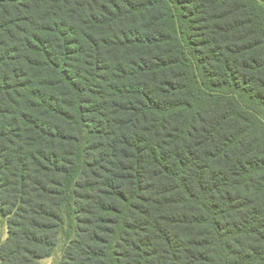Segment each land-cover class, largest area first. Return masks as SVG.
Listing matches in <instances>:
<instances>
[{"label": "trees", "instance_id": "obj_1", "mask_svg": "<svg viewBox=\"0 0 264 264\" xmlns=\"http://www.w3.org/2000/svg\"><path fill=\"white\" fill-rule=\"evenodd\" d=\"M0 264H264V0H0Z\"/></svg>", "mask_w": 264, "mask_h": 264}, {"label": "rangeland", "instance_id": "obj_2", "mask_svg": "<svg viewBox=\"0 0 264 264\" xmlns=\"http://www.w3.org/2000/svg\"><path fill=\"white\" fill-rule=\"evenodd\" d=\"M6 235H7V226L4 219L0 216V243L4 241ZM62 247H63L62 244H60L56 248L54 254L51 257L42 260V264H58L62 256V251H63Z\"/></svg>", "mask_w": 264, "mask_h": 264}]
</instances>
